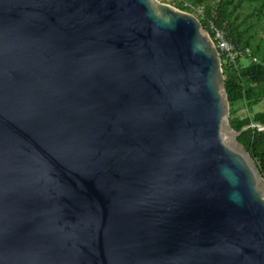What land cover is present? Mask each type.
Listing matches in <instances>:
<instances>
[{
  "label": "water",
  "instance_id": "1",
  "mask_svg": "<svg viewBox=\"0 0 264 264\" xmlns=\"http://www.w3.org/2000/svg\"><path fill=\"white\" fill-rule=\"evenodd\" d=\"M237 135L195 14L0 0V264H264Z\"/></svg>",
  "mask_w": 264,
  "mask_h": 264
},
{
  "label": "trees",
  "instance_id": "2",
  "mask_svg": "<svg viewBox=\"0 0 264 264\" xmlns=\"http://www.w3.org/2000/svg\"><path fill=\"white\" fill-rule=\"evenodd\" d=\"M169 3L195 14L211 36L213 24L237 52L231 60L220 51L229 124L238 132V141L264 178V110L252 112L264 101V37L259 35L264 32V0H171ZM243 59H250V63L243 65ZM240 106L251 114L239 116Z\"/></svg>",
  "mask_w": 264,
  "mask_h": 264
},
{
  "label": "built area",
  "instance_id": "3",
  "mask_svg": "<svg viewBox=\"0 0 264 264\" xmlns=\"http://www.w3.org/2000/svg\"><path fill=\"white\" fill-rule=\"evenodd\" d=\"M210 28L212 30V36L210 33L209 34L213 42L215 43L217 49L219 50V52L220 51L224 52L226 56L231 60L235 59V57L237 56V52L233 49L231 44L225 38V34L221 30L213 26V24L210 25Z\"/></svg>",
  "mask_w": 264,
  "mask_h": 264
},
{
  "label": "rangeland",
  "instance_id": "4",
  "mask_svg": "<svg viewBox=\"0 0 264 264\" xmlns=\"http://www.w3.org/2000/svg\"><path fill=\"white\" fill-rule=\"evenodd\" d=\"M160 1L170 4L169 2L171 0H160ZM259 35H261V36L264 37V32L260 33ZM242 63H243V65H248L250 63V59H243L242 60ZM263 110H264V101L261 102V103H259L257 106H255L253 108V111L252 112H259V111H263ZM237 114L239 116H246V115H250L251 113H249V111H248V109L246 107H241L240 106Z\"/></svg>",
  "mask_w": 264,
  "mask_h": 264
}]
</instances>
